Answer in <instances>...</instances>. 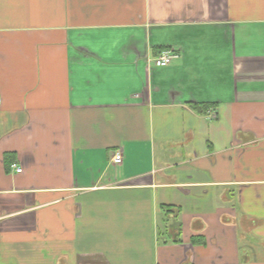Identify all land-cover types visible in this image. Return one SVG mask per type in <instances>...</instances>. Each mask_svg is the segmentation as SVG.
I'll return each mask as SVG.
<instances>
[{"label": "crops", "instance_id": "obj_1", "mask_svg": "<svg viewBox=\"0 0 264 264\" xmlns=\"http://www.w3.org/2000/svg\"><path fill=\"white\" fill-rule=\"evenodd\" d=\"M0 264H264V0H0Z\"/></svg>", "mask_w": 264, "mask_h": 264}, {"label": "built area", "instance_id": "obj_2", "mask_svg": "<svg viewBox=\"0 0 264 264\" xmlns=\"http://www.w3.org/2000/svg\"><path fill=\"white\" fill-rule=\"evenodd\" d=\"M177 55H175L172 51H163L157 58L154 60V65L157 68L167 67L173 59H175ZM122 162V157L120 152H115L112 157V163L114 165H119ZM15 171L20 173L21 169L16 168Z\"/></svg>", "mask_w": 264, "mask_h": 264}, {"label": "trees", "instance_id": "obj_3", "mask_svg": "<svg viewBox=\"0 0 264 264\" xmlns=\"http://www.w3.org/2000/svg\"><path fill=\"white\" fill-rule=\"evenodd\" d=\"M194 109L197 110L198 108H195V107H194ZM198 112H200V110H199Z\"/></svg>", "mask_w": 264, "mask_h": 264}]
</instances>
